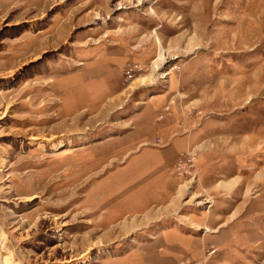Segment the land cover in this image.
Wrapping results in <instances>:
<instances>
[{
	"label": "rangeland",
	"instance_id": "1",
	"mask_svg": "<svg viewBox=\"0 0 264 264\" xmlns=\"http://www.w3.org/2000/svg\"><path fill=\"white\" fill-rule=\"evenodd\" d=\"M0 249L264 264V0H0Z\"/></svg>",
	"mask_w": 264,
	"mask_h": 264
},
{
	"label": "bare ground",
	"instance_id": "2",
	"mask_svg": "<svg viewBox=\"0 0 264 264\" xmlns=\"http://www.w3.org/2000/svg\"><path fill=\"white\" fill-rule=\"evenodd\" d=\"M212 6V5H211ZM203 13V12H202ZM218 17V16H217ZM191 40V39H190ZM193 41V38H192ZM167 60V53L164 48L160 49V53L158 58L156 59V63L154 64V71L147 77L142 78L141 85L142 84H150L156 81L158 69L162 63H164ZM157 70V71H156ZM186 122V121H185ZM190 154V153H189ZM197 155L195 156V159L193 162H196ZM196 164V163H195ZM188 168V167H187ZM0 264H14L10 258V255L6 254L0 249Z\"/></svg>",
	"mask_w": 264,
	"mask_h": 264
}]
</instances>
